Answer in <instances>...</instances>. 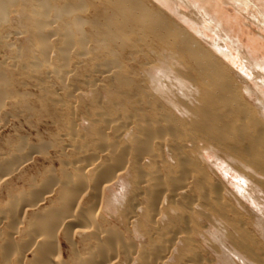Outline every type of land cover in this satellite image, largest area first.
I'll use <instances>...</instances> for the list:
<instances>
[{
    "label": "bare ground",
    "instance_id": "1",
    "mask_svg": "<svg viewBox=\"0 0 264 264\" xmlns=\"http://www.w3.org/2000/svg\"><path fill=\"white\" fill-rule=\"evenodd\" d=\"M224 6L264 39V0H0V264H264V59Z\"/></svg>",
    "mask_w": 264,
    "mask_h": 264
},
{
    "label": "rangeland",
    "instance_id": "2",
    "mask_svg": "<svg viewBox=\"0 0 264 264\" xmlns=\"http://www.w3.org/2000/svg\"><path fill=\"white\" fill-rule=\"evenodd\" d=\"M223 12L226 16H228L230 18V28L233 32L232 36H233V41H238V44L244 49H253L254 51V57L258 60V59H264V39H262L259 36V28H257V26L251 22V20H253V14L254 11H248L247 14L245 13H241V15H237L236 12L234 11V9L231 6H224L223 7ZM246 17H248V19H246ZM236 20V21H235ZM236 27V28H235ZM236 32V33H235ZM206 35L208 36L209 39H216V37L214 35H212L210 32L206 31ZM212 35V37H211ZM261 35L264 36V33H261ZM236 38V39H234ZM225 47H226V51H225V59H224V65L227 67V69H229L232 73L237 74L239 77L242 76V78H244V74L245 75H249L248 78H251V73L249 71H247L246 67H245V62L240 59V55L238 54V51L235 50L234 46L230 45L229 43L225 42ZM258 48V49H257ZM227 52V53H226ZM228 53L230 55H228ZM257 55V56H256ZM228 57V60L227 58ZM234 62H233V60ZM72 63V62H71ZM70 63V68L74 65L73 63ZM129 67L135 68V69H139V65L135 64V62H129L128 63ZM142 67V66H141ZM140 67V68H141ZM71 78V76H69V79ZM143 78V77H142ZM93 80V77L89 78L88 80ZM99 81H98V80ZM95 83L99 86L96 87V89H100L101 88V82H102V78L101 77H95ZM143 80V79H142ZM101 81V82H100ZM145 82H141V85L144 86ZM88 87H82L81 89L84 90H80L81 94L87 95L89 94L90 90ZM26 89L28 91H32V93H34L35 90H33L30 87H26ZM263 90H264V85H263ZM252 103H254L251 100ZM81 119V117H80ZM82 121V120H81ZM12 124L14 126H16L19 130V134L21 133L22 136H26L28 138H33V135L35 133V131L40 132V134L42 132L45 131V129H48V125L43 126L44 124H42L41 122H35L32 121V124L34 127H31L30 125H28L27 123H25L22 119L19 120H13ZM39 127V128H38ZM47 127V128H46ZM41 128V129H40ZM44 128V129H43ZM8 130H5L2 132V134H7ZM212 159H210L211 161H213V157H211ZM224 167V166H223ZM220 170V171H218ZM218 174L219 176H221L222 174V168L218 167L217 168ZM227 179L229 181L228 187L230 189V191H232L234 194L236 192L235 190V186L237 185V174H234L235 172L233 171H227ZM237 176V177H236ZM230 179V180H229ZM23 203V201H21ZM248 206V205H247ZM250 207L248 206V209ZM62 248L64 249V244L62 243ZM202 249H208L205 244L202 245Z\"/></svg>",
    "mask_w": 264,
    "mask_h": 264
}]
</instances>
